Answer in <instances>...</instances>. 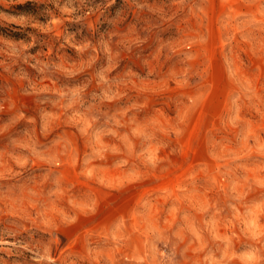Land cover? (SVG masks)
<instances>
[{
  "label": "rangeland",
  "instance_id": "obj_1",
  "mask_svg": "<svg viewBox=\"0 0 264 264\" xmlns=\"http://www.w3.org/2000/svg\"><path fill=\"white\" fill-rule=\"evenodd\" d=\"M0 264H264V0H0Z\"/></svg>",
  "mask_w": 264,
  "mask_h": 264
}]
</instances>
